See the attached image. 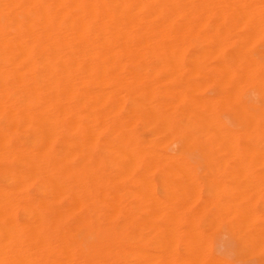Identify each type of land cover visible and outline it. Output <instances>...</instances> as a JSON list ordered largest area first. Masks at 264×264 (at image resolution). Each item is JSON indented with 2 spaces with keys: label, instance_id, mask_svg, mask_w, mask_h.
Listing matches in <instances>:
<instances>
[{
  "label": "bare ground",
  "instance_id": "obj_1",
  "mask_svg": "<svg viewBox=\"0 0 264 264\" xmlns=\"http://www.w3.org/2000/svg\"><path fill=\"white\" fill-rule=\"evenodd\" d=\"M246 89H258L264 98V0H0V264H128L127 255L142 258V240L128 241L125 234L133 208L132 200L131 209L125 203L128 179L150 190L155 183L146 173L153 163L184 165L169 153L178 140L181 151L230 158L240 147L263 160L264 102L244 99ZM184 168L170 167L176 175L165 170L176 200L188 199L181 202L184 209L155 193L149 203L139 188L130 190L145 208L151 204V244L175 247L180 223L193 213L202 180ZM251 175L244 183H254ZM169 209L171 225L163 227L158 211ZM193 214L204 215L203 208ZM206 244L194 264H201ZM160 249L162 256L174 251Z\"/></svg>",
  "mask_w": 264,
  "mask_h": 264
},
{
  "label": "rangeland",
  "instance_id": "obj_2",
  "mask_svg": "<svg viewBox=\"0 0 264 264\" xmlns=\"http://www.w3.org/2000/svg\"><path fill=\"white\" fill-rule=\"evenodd\" d=\"M214 89H207V91L205 92V94H207V95H213L214 94ZM243 94V98L244 99H250V100H253L255 103H257V104H259V103H262V102H264V98L262 97V95H261V93H260V91L257 89V90H249V89H246V90H244V92L242 93ZM235 108V107H234ZM141 127L140 126H138V130H141L140 129ZM241 142L242 143H245L246 142V140H244V139H242L241 140ZM180 145H181V141H176L175 143H173L172 145H171V149L169 150V153L170 154H172V155H175L174 156V158H176L175 159V162H177L178 161V159H179V161L181 160L182 161V163L184 164V165H186V166H188V170H189V172L190 171H193L192 173L194 174V176H196V177H198V178H200L201 180H202V182L199 184L200 186H198V189H196L197 190V192H198V190H200L199 191V194H200V196L198 197V199H196V200H194V203L196 204H190V209H191V211L194 213V211H196V210H198L199 208H203V211H204V215H202V216H197V215H194L192 212V214H190L189 215V217L188 218H186V219H184V220H182V222L180 223V231H182V233L180 232H178V240H177V242L175 243L176 244V249L179 251V254H178V251L175 249V247L174 246H172L171 245V247H170V245H165V244H163V243H161V242H159V243H161V246L159 245V243H154V244H151L149 241H150V239H151V237L153 236V232H152V221L149 219V218H151V216L149 215V217H148V214H146L147 213V211L150 209V211H148V213L149 212H151V204L149 205V209L148 208H145V205H147L145 202V204H141V202H139L140 200L138 199L139 198V195L137 194V197H133V196H130V195H132L131 194V191L135 188V191L136 190H138V188H139V190H140V193H141V195L143 194V198L142 199H146V201L147 200H149V203L150 202H152L153 201V196H154V193H155V195L157 194V196H159V198L161 199L162 198V200H165V198L166 199H168V203H170L171 204V202H173L172 203V205L173 204H175V205H177V206H181L182 204H181V202H183L184 200H186V202H188L187 200V198H185V195L184 196H180L179 197V199L178 200H176V197H175V195H174V193H175V191H176V188L174 187V186H176L173 182L171 183V181H170V179L171 178H173V177H171L170 178V174H171V172L172 173H174L175 174V170H177L178 169V171H180L181 170V168H183V170L185 169L184 167H186V166H184V165H178L177 163H175V164H177V166H179V167H176V166H174L173 164H172V162L170 163V162H163V161H156V163H155V165H154V163L152 164V167L150 166V169H148V166H147V164L144 166L143 165V167L141 168L142 170L140 171V173L141 174H143L144 175V170H147L148 169V172L149 171H152V173L150 172V174H148V172L146 173L148 176H150L151 177V179L153 180V182L152 183H155V184H153L154 185V188L151 186L150 188H152V189H150V190H148V185H147V187H146V189L145 188H143L142 186H144L145 184H141L142 183V181H140L141 183H139V185L138 186H136V185H133L132 186V184H134L133 182H132V180H131V178H129L128 179V182H127V189H126V195H129V196H127L126 197V199H125V203H126V208H130L131 209V207H130V204H129V201L127 202V200H132V202H130L131 204H132V207L137 211V212H135V213H137V214H140V215H137V214H135L134 212L132 213V209L130 210V209H127L130 213V215H129V217H127V219H126V224H128L127 225V230H126V232H125V234H126V236H127V239H128V241H134V242H137L139 239H141L142 240V245H143V250L145 251L143 254H145V255H142V258H140V259H136L135 257H132L131 255H127L126 256V259H125V263H128V260H130L131 259V261H132V263L133 264H150L149 262H151V264H161L162 262L163 263H165V264H194L193 263V261H196L197 263H199L198 262V260H200V258L199 257H201V254H200V252H201V250L203 249V247H205L203 244H205L206 242H208V245L206 244V246H209L207 249H205L206 251H205V253H204V251H203V253H202V259H201V261H200V263L201 264H207V262H208V264H210V263H212L213 261H218V263L215 261L213 264H215V263H217V264H219V261L221 260V262L220 263H224V264H264V233L262 234V232L261 231H263V229H264V226H263V224H264V186H263V189H262V184H264L263 182H264V159L263 160H260V159H258V158H256L257 156H251V155H247V154H245V152H243L241 149H240V147H238L237 148V150H235L234 151V153H232V152H230L231 153V155H232V157H231V155H230V158H229V156H227L226 157V155L224 154V153H218V152H215L214 154L213 153H210V152H200V151H181L180 149H179V147H180ZM229 153V154H230ZM235 153H237V155L235 156V155H233V154H235ZM238 153L240 154V155H238ZM228 154V155H229ZM186 155V156H185ZM219 155V156H218ZM234 156V157H233ZM239 156H240V158H239ZM220 157V158H219ZM237 157V158H236ZM246 157V158H245ZM182 158V159H181ZM238 158L240 159V161L238 160ZM210 160V161H209ZM214 160V161H213ZM234 160H235V162H234ZM170 161H174L173 159H171ZM184 161V162H183ZM223 161H224V165H223ZM239 161V162H238ZM242 161V163H243V167L241 168V170L243 171V170H245L246 168V166H248L247 167V169L244 171L245 172V174L247 173L246 171H248V173L250 174V172L252 173V175L253 176H256V179H254L253 180V182L255 183V185L253 186V184L251 183V179L249 178V181L248 182H250L251 184L249 185V184H246V183H244V180H247L248 179V177H250L249 175H248V177H247V174H246V176H245V174L243 175V173L244 172H238V174H237V169H238V171H241V170H239L240 168H237V167H241V165L239 164V166H236L235 165V163L236 164H238V163H240ZM232 162V163H231ZM247 164H246V163ZM168 165H167V164ZM180 163V162H179ZM213 163V164H212ZM158 164V165H157ZM160 164H161V166H160ZM169 164H171L170 166H169ZM230 164H231V168H230ZM244 164H245V166H244ZM154 165V166H153ZM215 165V166H214ZM233 165V166H232ZM157 167L158 166V168H155V170H153V167ZM181 166H183V167H181ZM225 166V167H224ZM166 167V168H165ZM170 167H172V169L174 168L175 170H172V169H170ZM152 168V169H151ZM217 168V169H216ZM225 168V169H224ZM250 168V170H248ZM167 169L168 170H171V171H169L170 172V174H168L167 172ZM180 169V170H179ZM186 169V170H187ZM214 169V170H213ZM224 169V170H223ZM167 172H166V171ZM187 170V171H188ZM234 170V171H233ZM232 171V172H231ZM157 172V173H156ZM159 172V173H158ZM181 172H183V171H181ZM180 172V173H181ZM219 172V173H218ZM230 174H229V173ZM256 172H257V174H256ZM260 172V173H259ZM177 173V172H176ZM180 173H178V174H180ZM186 173V172H185ZM188 173V172H187ZM191 173V172H190ZM191 173V174H192ZM226 173H228V174H226ZM254 173V174H253ZM157 174V175H156ZM236 174H237V178H236ZM259 174V175H258ZM169 175V176H168ZM176 175V174H175ZM175 175H171V176H175ZM206 175V176H205ZM210 177H209V176ZM244 176V177H246V178H243V177H241V176ZM251 175V176H252ZM142 176V175H141ZM157 176L159 177V178H157ZM213 176V177H212ZM218 176V177H217ZM230 176V177H229ZM147 177V176H146ZM217 177V178H216ZM227 177V178H226ZM261 179H260V178ZM235 178L237 179V180H235ZM258 178V179H257ZM141 179L142 180H144L143 181V183L146 181L147 182V180H146V178L144 177V179L141 177ZM207 179V180H206ZM212 179H215V180H221V182H220V186H219V184H217V185H213V187H212V185H210V184H208V181L209 180H212ZM231 179H234V181H235V183L233 182V180H231ZM241 179V181H238V180H240ZM242 179H244V180H242ZM166 181V183H170L169 185L171 186H168L167 184H165L164 185V182ZM172 180V179H171ZM230 180H231V182H230ZM256 180H258V181H256ZM162 181V182H161ZM169 181V182H168ZM238 181V182H237ZM145 182V183H146ZM157 182V183H156ZM247 182V181H246ZM247 182V183H248ZM260 182V183H259ZM161 183H163V184H161ZM207 183V184H206ZM227 183H230V185L228 186V185H226ZM231 183H233L232 185H231ZM131 184V187L129 186ZM147 184V183H146ZM150 184V183H149ZM173 184H174V186H173ZM235 184V187L237 188V190L239 189L238 187H242V188H244L242 191H240L241 190V188L239 189V191L242 193V194H244L245 193V195H242L239 191H237L236 189H230L229 190V187L230 186H233ZM240 184V185H239ZM243 184L245 185L244 187H243ZM258 184H260V186L258 185ZM152 185V184H151ZM159 185V186H158ZM162 185L165 187V189H164V187H162ZM206 185V186H205ZM236 185H239L238 187L236 186ZM258 186V187H260V188H258L257 190H255L254 191V189H255V186ZM146 186V185H145ZM161 186V187H160ZM201 186H203V187H201ZM210 186V187H209ZM223 186V187H222ZM226 186H228V188H226ZM254 188H253V187ZM132 188V189H130V188ZM200 187V188H199ZM250 187H252V193L250 192L249 193V190L251 191V188ZM197 188V187H196ZM214 188V189H213ZM142 189H144V190H142ZM216 189H218V190H216ZM246 189V190H245ZM131 190V191H130ZM196 190H195V192H196ZM206 190V191H205ZM222 190V191H221ZM235 190V191H234ZM172 191V192H171ZM174 191V192H173ZM209 191H210V194H209ZM217 191V192H216ZM225 191L226 192H229L230 194L228 195V193H225ZM35 192V189L32 187V188H30V189H28L27 190V194H29V195H32L33 193ZM148 192V193H147ZM244 192V193H243ZM248 192V193H247ZM136 193V192H135ZM138 193V192H137ZM153 193V194H152ZM231 193H233V194H231ZM196 194V193H195ZM198 194V193H197ZM198 194V195H199ZM212 194V195H211ZM237 196H236V195ZM251 194V195H250ZM256 194V195H255ZM140 195V196H141ZM215 195H216V197H215ZM218 195V196H217ZM233 195V196H232ZM246 195H250V196H246ZM136 196V195H135ZM213 197V201H212V197ZM225 198H224V197ZM231 196L233 197L232 199H231ZM235 196V197H234ZM239 196L243 199V200H241L240 198H239ZM245 196V197H244ZM172 197V198H171ZM196 197V196H195ZM218 197V198H217ZM230 197V198H229ZM237 197V198H236ZM158 198V197H157ZM164 198V199H163ZM172 199V201H171V199ZM182 199V201H179V200H181ZM185 198V199H184ZM208 198V199H207ZM218 200H217V199ZM223 198V199H222ZM236 200H235V199ZM238 198H239V200H238ZM141 199V198H140ZM195 199V198H194ZM205 199V200H204ZM209 199H210V201H209ZM214 199H215V201H214ZM220 199H221V201H220ZM250 200V201H249ZM145 201V200H144ZM179 201V202H178ZM196 201H198V202H196ZM206 201V202H205ZM224 202V204H223V202ZM238 201V202H237ZM240 201V202H239ZM248 201V202H247ZM138 202H139V204H138ZM186 202L184 201V203L185 204H183V205H186ZM217 202V203H216ZM219 202V203H218ZM220 202L222 203V204H220ZM137 203V204H136ZM154 203V202H153ZM152 203V205H154ZM212 203V204H211ZM228 204V205H226V204ZM239 203H241V204H239ZM246 203V204H245ZM188 204V203H187ZM235 204H237V206L238 207H240V206H243V208H245V210H243V208H238L237 207V209H235ZM137 205H139V207L137 206ZM171 205V206H172ZM174 205V206H175ZM182 205V207H183V209L184 208H186V206H183ZM207 205V206H206ZM246 205H248V207H251L250 205H252V207L253 208H249L248 209V207H246ZM229 206H231V208L234 206V209H232L231 211H228L229 210ZM153 207V206H152ZM154 208L156 209V208H158L157 207V205L155 204V206H154ZM226 208V209H225ZM142 209V210H141ZM148 209V210H147ZM181 209V208H180ZM182 209V210H183ZM220 209V210H219ZM238 209H239V212H238ZM256 210L255 212L257 213V212H259V214L261 215V216H259V215H257L255 212L253 213V211L252 210ZM141 210V211H140ZM147 210V211H146ZM219 210V211H218ZM234 210H236V212L234 211ZM240 210H243V212H246L245 214H247L248 213V218H250V220H248V218H247V215L245 216V214L243 215L242 213H240ZM143 211V212H142ZM139 212V213H138ZM170 212V209L169 210H161V211H158V221H159V224L161 225V226H163V227H169L168 226V223H169V218H168V215H171V212L168 214V213ZM242 212V211H241ZM238 213V214H237ZM240 213V214H239ZM131 214H132V216L133 217H131L130 218V216H131ZM135 214V215H134ZM224 214V215H223ZM253 214H255V216L256 217H254L253 216ZM137 215V216H136ZM241 215V216H240ZM138 217V219L136 218V217ZM142 217V219L141 218H139V217ZM161 216V217H160ZM229 216V217H228ZM250 216H253V218H251ZM145 217H147L146 219H145ZM237 217H239L238 219H237ZM240 217H243V219H240ZM245 217V218H244ZM260 217V218H259ZM261 217H263V218H261ZM128 218H130V219H128ZM143 218L145 219V220H143ZM254 219V220H253ZM256 219V220H255ZM142 220H143V223L144 222H146L147 224H146V226L147 227H145L144 225L145 224H143L142 223ZM134 221V222H133ZM160 221H161V223H160ZM193 221V222H192ZM230 221V222H229ZM239 221L240 222H242V223H239ZM251 221H254V223H252ZM263 221V222H262ZM131 222H132V224H131ZM166 224H165V223ZM232 222V223H231ZM253 224H251V223ZM212 223V224H211ZM248 224L250 227H248V225H247V227H248V229H246V228H244V226L246 227V225L245 224ZM261 223H262V226H263V228H262V226H261ZM137 225V229L135 228V226ZM149 224V225H148ZM164 224V225H163ZM238 224V225H241V224H243L242 225V227L244 228H241V226H236V225ZM256 224V225H255ZM130 225V226H129ZM182 225V226H181ZM185 226V227H184ZM187 226V227H186ZM188 226H190L191 227V231H192V229H193V227H194V229H196L197 230V228H199L198 230L201 232H196V233H200V235L206 240V241H202L201 240V242H200V238L201 239H203L202 237H200V235L199 234H197L196 236H195V234L196 233H194L193 231L191 232L190 231V227L188 228ZM257 226V227H256ZM259 226H261V228L262 229H260L259 228ZM139 227V228H138ZM144 227V228H143ZM197 227V228H196ZM210 227V228H209ZM237 229H236V228ZM252 227H253V229H252ZM142 228V229H141ZM186 228V229H185ZM209 228V229H208ZM240 228V229H239ZM144 229V230H143ZM146 229V230H145ZM187 229H189L188 230V232H190L191 233V235H188V233L187 232H185V231H187ZM193 229V230H194ZM246 229V230H245ZM252 229V230H251ZM239 230V231H238ZM261 230V231H260ZM132 231V232H131ZM134 231V232H133ZM195 231V230H194ZM253 231V232H252ZM255 231H257V233H256V235L254 236L256 239H258L259 238V240L257 241L256 239V241L257 242H254L253 241V239H254V237H253V239L251 238L252 237V235L251 234H255L254 232ZM129 232V233H128ZM149 232V233H148ZM248 232V233H247ZM251 232V233H250ZM186 233V234H185ZM194 233V234H193ZM236 233V234H235ZM246 233V234H245ZM192 234H193V236H195V237H193L192 236ZM198 235H199V239H198ZM247 235V236H246ZM251 235V236H250ZM257 235H258V237H257ZM189 236V237H188ZM191 236V237H190ZM241 236H244V238L242 237L241 238ZM261 236V237H260ZM262 236H263V239H262ZM247 237V238H246ZM249 237V238H248ZM198 240H197V239ZM261 238V239H260ZM190 239V240H189ZM209 239V240H208ZM185 242H184V241ZM247 240H250V242H252L253 244H254V246L256 247V248H253L252 247V243H250L249 241H247ZM252 240V241H251ZM261 240V241H260ZM190 241V242H189ZM196 244H198V242H199V244H198V246H196V245H194L195 243ZM203 242H205V243H203ZM190 243H191V245H190ZM203 246H202V245ZM157 245V246H156ZM159 245V246H158ZM194 245V246H193ZM201 245V246H200ZM249 245V246H248ZM251 245V246H250ZM258 245V246H257ZM164 246H165V250H167L169 253H171V251H175V253H174V251L172 252V254H167V256H165L164 254L165 253H163V255L164 256H162V251H161V249L160 248H162V249H164ZM166 246L168 247L167 249H166ZM169 247L170 248H172L171 250H169ZM197 247V250L195 249ZM250 247V248H249ZM188 248V249H187ZM200 248V249H199ZM253 248V249H252ZM209 249V251L208 252H210L209 254L207 253V250ZM249 249V250H248ZM257 249V250H256ZM149 251V252H151V253H149V252H147V251ZM182 250V251H181ZM204 250V249H203ZM164 251V250H163ZM186 251V252H185ZM182 252V253H181ZM243 252V253H242ZM167 253V252H166ZM207 253V255H205ZM146 254H147V256H146ZM153 254H155V255H159L160 257H159V259L160 258H162L163 260H161L160 262H158L159 260H157L156 259V261L154 262V258L155 257H152L153 256ZM149 255H151V257L149 256ZM188 255V256H187ZM189 255H190V257H189ZM198 256V257H196V260H195V257L194 256ZM209 255V256H208ZM214 255H215V257L217 258H211L212 256L214 257ZM242 255V256H241ZM246 255V256H245ZM130 256V257H129ZM147 258H146V257ZM181 256H183V258H181ZM192 256V257H191ZM206 256V257H205ZM208 256V257H207ZM152 258L153 260H149L150 258ZM156 257H158V256H156ZM128 258V259H127ZM130 258V259H129ZM139 260L138 262L135 260ZM145 258H146V260H148V261H146V262H144L145 261ZM149 258V259H148ZM166 260H165V259ZM174 258V259H173ZM198 258V259H197ZM210 258H211V260H213V261H211L210 260ZM219 258V259H218ZM179 259V261H177ZM207 259V260H206ZM172 260V261H171ZM181 260V261H180ZM190 260V262H186V261H189ZM100 262H98V260H95V263L94 264H103V262H104V264H111L110 263V261L108 262V260L106 261V260H99ZM131 261H129V263L128 264H130L131 263ZM137 262V263H134V262ZM166 261V262H165ZM207 261V262H206ZM156 262H158V263H156ZM173 262H175V263H173ZM196 262H195V264H196ZM131 263V264H132ZM222 263V264H223Z\"/></svg>",
  "mask_w": 264,
  "mask_h": 264
}]
</instances>
